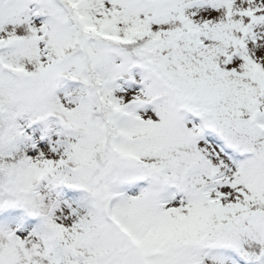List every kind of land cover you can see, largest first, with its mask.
<instances>
[{
  "label": "snow or ice",
  "instance_id": "6c2138e0",
  "mask_svg": "<svg viewBox=\"0 0 264 264\" xmlns=\"http://www.w3.org/2000/svg\"><path fill=\"white\" fill-rule=\"evenodd\" d=\"M0 264H264V0H0Z\"/></svg>",
  "mask_w": 264,
  "mask_h": 264
}]
</instances>
